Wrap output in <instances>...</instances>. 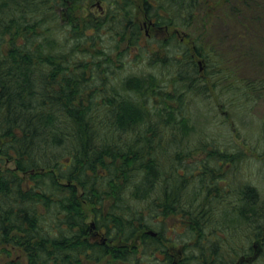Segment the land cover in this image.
I'll return each mask as SVG.
<instances>
[{
	"label": "trees",
	"instance_id": "obj_1",
	"mask_svg": "<svg viewBox=\"0 0 264 264\" xmlns=\"http://www.w3.org/2000/svg\"><path fill=\"white\" fill-rule=\"evenodd\" d=\"M103 1L96 15L83 0H0V264H173L160 223L181 204V263L233 264L264 226L260 193L248 182L230 216L210 212L217 199L196 210V196L181 201L179 145L196 129L187 106L209 97V83L244 113L264 101V0H217L212 13L198 0ZM140 12L183 27L184 41L173 34L145 48ZM133 49L164 69L122 73ZM229 145L232 160H246ZM214 225L227 229L224 243L210 242ZM147 228L157 235L144 231L140 247L127 245ZM96 230L117 243L96 240ZM17 249L23 262L2 261Z\"/></svg>",
	"mask_w": 264,
	"mask_h": 264
},
{
	"label": "rangeland",
	"instance_id": "obj_2",
	"mask_svg": "<svg viewBox=\"0 0 264 264\" xmlns=\"http://www.w3.org/2000/svg\"><path fill=\"white\" fill-rule=\"evenodd\" d=\"M97 0H83L82 3L84 9L91 11L96 15H100L102 12L97 4H94ZM217 0H198V4L201 7L207 9L206 12L212 13L210 4H214ZM138 2V0H137ZM105 9L108 8V2H103ZM209 7V8H208ZM209 9V10H208ZM138 20L142 25L143 38L142 45H146L150 51L157 50L159 46L158 38H168L170 36L169 32L171 30H163V32L155 27L151 26L149 23V18L140 12ZM180 31V36H175L177 39L180 37H186L185 29L183 27H178ZM150 35V37L146 36ZM187 45L190 44L186 41ZM127 54L128 59L131 60L127 66L123 69L122 73H139L143 74L147 71H153L159 73V67L150 68L148 66L147 60H142V58H137L135 54L138 52L136 49ZM142 53V52H141ZM257 66L261 64L257 63ZM204 65L202 66V68ZM120 69V66H119ZM167 71V70H164ZM210 93L208 98H195L193 97L188 107V111L192 116V123L195 125V131L191 134L189 140L183 139L181 144L193 146L194 152L190 156V161H200L204 159L205 153L199 151L202 142L209 139L219 143V144H237L244 149V153L247 154L246 162L244 166L240 169L239 175L245 182H250L260 193L261 200L264 202V144L260 143V138L263 132L264 126V101L258 100L255 103L247 105L249 110L244 113V110L240 103L234 104L230 101V97H227L223 93L216 91L212 87V83H209ZM220 94V95H219ZM240 104V105H239ZM26 177L28 175H25ZM92 213H90L89 221L93 219ZM264 221V220H263ZM186 225L185 216H168L162 223H160L161 231L164 236L171 241L177 242L181 240V237L185 236L184 227ZM216 230L217 234H221L219 227L214 225L213 230ZM145 229H143L144 231ZM140 231L127 245L129 246H141L143 243L142 233ZM180 231L183 233L181 234ZM224 232V231H223ZM227 234V229H225ZM243 230H239V235L237 236L239 243L242 242ZM256 236V234H255ZM188 238L187 236H185ZM96 240L107 242L114 246L117 240H111L107 238L106 233L97 232ZM190 242V241H189ZM253 240H250L252 244ZM170 244V242H168ZM172 246V245H171ZM177 252V248L173 250ZM25 252L20 250H15L11 253L9 257H2V261H13V262H23ZM179 259V258H177ZM105 261V260H104ZM99 262L96 264H105V262ZM255 264H264V254L259 258Z\"/></svg>",
	"mask_w": 264,
	"mask_h": 264
},
{
	"label": "flooded vegetation",
	"instance_id": "obj_3",
	"mask_svg": "<svg viewBox=\"0 0 264 264\" xmlns=\"http://www.w3.org/2000/svg\"><path fill=\"white\" fill-rule=\"evenodd\" d=\"M103 2L106 3V1L103 0H97L94 3L99 6L102 13H104V11L106 10ZM131 2L133 4H146L147 2H149L150 4H154L156 3V0H146V3L144 0H138V2L136 0H131ZM145 17H147L146 14ZM149 22L151 26L161 30L162 32L165 29L166 31L169 30L168 28L164 27V29L161 26H157L154 21L152 22L149 20ZM169 34L170 36L168 38H171V42H173V34L179 37L180 31L178 28H175L172 29V32H169ZM146 36L150 37L151 34H146ZM180 41L183 42L184 37H180ZM192 147L193 146L185 144L179 145L181 153L184 154L181 155L182 161L180 162L178 173H180L181 177L183 178V182L187 181L188 184V189L183 190L182 193L180 192L181 201L183 200V196L185 195V193L189 194L190 196H196L199 200L195 209H199L200 212L206 213L207 204L200 201L204 198L213 201L217 199V204L212 205L210 212L215 215L230 216L232 208V198L236 197V199H242L243 197H246L245 192L247 182H245L242 179L241 175H239L240 169L246 162L244 156L242 154H235L233 155L234 160H232V153L230 152V149L236 147H232L231 145H200V148L198 150L205 153L204 159L200 161H190V156L194 152V148ZM216 147L221 152V154H219L218 156L214 155L212 157V155L208 154L206 152L207 150H205V148L213 150V148ZM186 152H190V155H185L187 154ZM207 157H210L211 159L206 160ZM181 207V211H178L175 215L185 216V211L188 210V205L186 204V207L183 208V205L181 204ZM144 231L150 233V230L148 228ZM220 231L222 230L220 229ZM97 232V230L93 232V235L97 236ZM180 233L183 234L181 231ZM150 234L154 236L157 235L156 232L154 234ZM164 238L165 239H163L162 241L163 247L165 248L167 253H170V255L173 256V264H182L181 262L185 259V242L183 241L184 237H181V240H178L177 242L168 240L166 237ZM209 238L211 243L221 244L224 243V240L228 238V234L223 231L221 234H217L216 230L214 229L210 232ZM251 239L253 240V242L249 247V251L246 249L233 254V264H254L259 258L262 257V255L264 254V226L261 230V233L257 232L256 236H252ZM236 240L239 243L238 238H236ZM168 242H170V244ZM102 243L107 242L103 241ZM191 243L198 244V241H193ZM241 243H243V240L239 244ZM132 247L140 246L134 245ZM175 248H177V252L173 251ZM162 258H164L163 253H161L160 259L162 260ZM225 261H228V259L225 258Z\"/></svg>",
	"mask_w": 264,
	"mask_h": 264
},
{
	"label": "water",
	"instance_id": "obj_4",
	"mask_svg": "<svg viewBox=\"0 0 264 264\" xmlns=\"http://www.w3.org/2000/svg\"><path fill=\"white\" fill-rule=\"evenodd\" d=\"M199 63L201 64L202 61H199ZM201 69H202V67H201ZM92 225H94V222H92ZM149 232H150V233H153V234L155 233L153 230H150Z\"/></svg>",
	"mask_w": 264,
	"mask_h": 264
}]
</instances>
